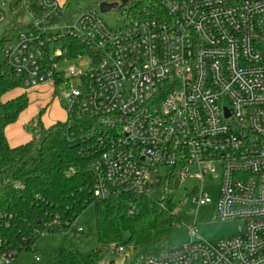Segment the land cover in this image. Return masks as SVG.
Returning a JSON list of instances; mask_svg holds the SVG:
<instances>
[{"label": "built area", "instance_id": "built-area-1", "mask_svg": "<svg viewBox=\"0 0 264 264\" xmlns=\"http://www.w3.org/2000/svg\"><path fill=\"white\" fill-rule=\"evenodd\" d=\"M9 7L30 18L3 52L24 87L70 82V106L103 129L105 147L91 165L96 199L151 197L161 183L164 205L197 177L189 200L201 207L211 203L205 177L219 179L212 219L240 222L236 234L203 241L190 227V242L141 264H264V0H121L117 30L96 11L71 14L58 0ZM68 40L85 47L72 61L82 67L88 57V69H57L72 52ZM58 223L45 222L43 234Z\"/></svg>", "mask_w": 264, "mask_h": 264}, {"label": "trees", "instance_id": "trees-1", "mask_svg": "<svg viewBox=\"0 0 264 264\" xmlns=\"http://www.w3.org/2000/svg\"><path fill=\"white\" fill-rule=\"evenodd\" d=\"M21 27L15 23L0 36V257L16 262L21 253L32 250L45 233L44 223L53 219L59 223L46 233L62 235L63 241L44 255L42 264H101L113 255L111 245L125 250L119 264H141L146 256L171 248L152 236L154 229L176 222L171 200L161 205L142 194L94 197L91 165L105 147L99 138L103 129L76 104L68 107L64 122L44 127L38 118V129L28 142L9 145L5 129L29 104L26 93L6 99L24 87L3 54ZM68 41L72 47L68 61L86 53L82 44ZM55 80L59 86L62 80ZM89 205L94 209L98 247L84 251L73 239L72 225Z\"/></svg>", "mask_w": 264, "mask_h": 264}, {"label": "rangeland", "instance_id": "rangeland-1", "mask_svg": "<svg viewBox=\"0 0 264 264\" xmlns=\"http://www.w3.org/2000/svg\"><path fill=\"white\" fill-rule=\"evenodd\" d=\"M11 0H0V36L8 31L9 27H13L15 23L27 24L30 21L29 16L21 15V12L14 13L9 7ZM117 3L115 8L110 11L101 13L99 11L100 2ZM121 0H70L67 6L68 13H74L78 10L92 9L96 11L101 22L109 29L117 30L125 25L124 15L120 9ZM60 47L56 44V48ZM84 65L80 67L78 62L62 61L57 65V69L63 70L66 73L70 67L76 70L88 69L90 59L83 57L81 60ZM70 82L61 84L59 87L55 85L52 79H46L41 83L32 86H26L22 89L13 91L14 95L26 93L29 98L28 107L19 116L16 121V126L24 125L25 132L32 138V133L38 129V118L44 127H48L56 122H64L67 118V109L70 106L63 95L70 92ZM29 121V123H25ZM190 174L197 175L198 169L195 166L189 167ZM201 181L197 177L184 179L179 188L172 191L170 198L173 204V214L176 217L174 224L159 227L153 230L152 236L154 241H161L167 247H175L184 245L191 241L189 228L193 227L196 235L203 241L217 242L229 238L236 234L240 226L238 221H216L212 219V214L215 211V206L218 199L219 179L212 176L205 177L204 187L206 192L210 194L211 203L197 207L195 203L189 200V195L195 186H200ZM162 184H158L156 192H152L151 198L159 201ZM74 227L81 230L79 236L73 237L75 243L80 249L87 251L98 247L97 240L93 236L95 233L94 209L89 205L74 221ZM63 241V236L58 234L46 233L40 236L32 250L21 253L16 262L12 264H42V259L45 254L58 248ZM39 257V261L35 258ZM121 256L110 255L101 264H108L114 260L117 264L121 263Z\"/></svg>", "mask_w": 264, "mask_h": 264}, {"label": "crops", "instance_id": "crops-1", "mask_svg": "<svg viewBox=\"0 0 264 264\" xmlns=\"http://www.w3.org/2000/svg\"><path fill=\"white\" fill-rule=\"evenodd\" d=\"M58 1L61 4H64V5L68 6V3H69L70 0H58ZM15 96L16 95H14L13 92H11L10 94H8L6 96V99H10V98H13ZM15 123L7 126L6 129H5L6 139H7L8 143H9V145L11 147H16V146L22 145V144H24V143H26V142H28L30 140V136L24 130V125H23V127L22 126H18L17 127ZM25 123L28 124L29 121H26ZM35 261H36V259H35Z\"/></svg>", "mask_w": 264, "mask_h": 264}, {"label": "water", "instance_id": "water-1", "mask_svg": "<svg viewBox=\"0 0 264 264\" xmlns=\"http://www.w3.org/2000/svg\"><path fill=\"white\" fill-rule=\"evenodd\" d=\"M116 7V3H107V2H100L99 3V11L101 13H105L110 11L112 8Z\"/></svg>", "mask_w": 264, "mask_h": 264}, {"label": "flooded vegetation", "instance_id": "flooded-vegetation-1", "mask_svg": "<svg viewBox=\"0 0 264 264\" xmlns=\"http://www.w3.org/2000/svg\"><path fill=\"white\" fill-rule=\"evenodd\" d=\"M105 2H107V1H105ZM107 3H111V2H107Z\"/></svg>", "mask_w": 264, "mask_h": 264}]
</instances>
